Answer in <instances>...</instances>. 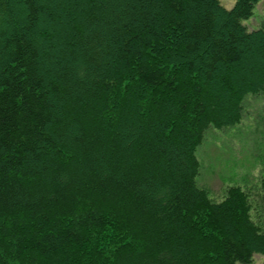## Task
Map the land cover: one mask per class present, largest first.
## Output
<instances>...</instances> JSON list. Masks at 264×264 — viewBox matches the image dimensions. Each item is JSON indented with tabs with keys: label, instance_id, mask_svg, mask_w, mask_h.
Returning a JSON list of instances; mask_svg holds the SVG:
<instances>
[{
	"label": "trees",
	"instance_id": "trees-1",
	"mask_svg": "<svg viewBox=\"0 0 264 264\" xmlns=\"http://www.w3.org/2000/svg\"><path fill=\"white\" fill-rule=\"evenodd\" d=\"M259 1L0 0V264L264 259L250 189L214 200L196 154L264 94Z\"/></svg>",
	"mask_w": 264,
	"mask_h": 264
},
{
	"label": "rangeland",
	"instance_id": "rangeland-1",
	"mask_svg": "<svg viewBox=\"0 0 264 264\" xmlns=\"http://www.w3.org/2000/svg\"><path fill=\"white\" fill-rule=\"evenodd\" d=\"M235 2L221 0L229 9ZM243 22L250 30L264 26V0L257 3L254 14ZM196 154L201 162L198 183L207 187L216 201L224 198L229 185L239 184L250 189L253 217L264 229L259 187L264 169V94L245 98L244 115L239 124L222 129L210 127ZM250 264H264L262 255L255 254Z\"/></svg>",
	"mask_w": 264,
	"mask_h": 264
}]
</instances>
